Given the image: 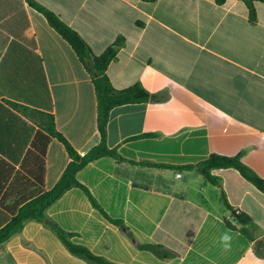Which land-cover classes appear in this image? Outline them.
I'll return each instance as SVG.
<instances>
[{"label": "crops", "instance_id": "crops-1", "mask_svg": "<svg viewBox=\"0 0 264 264\" xmlns=\"http://www.w3.org/2000/svg\"><path fill=\"white\" fill-rule=\"evenodd\" d=\"M32 1L76 32L95 56L121 38L107 78L117 90L140 84L154 97L110 111L109 149L126 161L168 166L240 154L264 179V3H253L252 19L246 0ZM4 100L53 115L57 131L80 155L99 144L91 77L27 0H0V228L23 204L51 190L69 163L62 144L38 133ZM212 175L234 211L249 216L256 229L232 219L219 200L220 188L197 171L111 157L90 162L76 179L132 238L76 188L46 213L74 234V243L114 264L264 261L254 251L264 241V193L234 169ZM225 231L233 237L229 252L219 242ZM145 244L175 256L160 260L138 248ZM0 264L87 263L48 228L30 221L0 246Z\"/></svg>", "mask_w": 264, "mask_h": 264}, {"label": "trees", "instance_id": "trees-1", "mask_svg": "<svg viewBox=\"0 0 264 264\" xmlns=\"http://www.w3.org/2000/svg\"><path fill=\"white\" fill-rule=\"evenodd\" d=\"M223 1L224 0H217L218 3H222ZM255 1L264 3V0H246V5L248 6L252 19L254 15L253 3ZM27 3L31 9L41 14L48 25L72 48L78 60L86 72L90 75L96 98L97 128L100 141L99 144L91 148L88 153L80 155L64 138V136L57 131L53 115L19 103L4 100V103L8 107L32 122L37 127L38 133H44L48 137L53 138L62 144L68 155L69 163L58 182L51 190L43 192L23 204L11 217L10 221L0 228V246L4 245L12 237L21 233L27 222L34 221L48 228L72 256L86 262L87 264H114L103 257L93 254L85 246L74 243L72 241L74 234L65 232L55 221L50 219L46 213L47 210L64 195V193L72 188H76L84 193L92 208H94L102 217H104L109 223L117 226L122 232L126 233L129 238H132V234L125 224L120 220H113L109 218L103 208L91 195L89 190L76 179L77 173L90 162L104 157H111L119 163L126 162L132 165L197 171L210 184L220 188L219 200L224 208L229 212L234 211V209L227 202L225 194L221 190L220 179L212 175L213 170L234 169L244 180L251 183L260 192L264 193V179L259 177L242 161L240 154L235 156L210 154L207 159L195 165L168 166L148 163L138 164L126 161L119 156L116 149H109L106 146V125L110 111L115 107L129 104L147 103L154 100V97L151 96L140 84L132 85L124 90H117L111 85L109 79L107 78L105 74L106 69L116 58L118 49L122 45V39H117L100 56H95L78 34L59 20L52 12L32 0H27ZM148 136L150 135H144L141 137ZM230 217L241 227L251 226L256 229V226L252 223L249 216L243 212L237 211L236 217ZM226 225L228 228L236 230V227L230 225L228 222H226ZM138 248L152 253L160 260L171 259L175 256L172 252L161 245L145 244L138 245ZM254 251L256 254L264 256L263 240L256 243Z\"/></svg>", "mask_w": 264, "mask_h": 264}, {"label": "clouds", "instance_id": "clouds-1", "mask_svg": "<svg viewBox=\"0 0 264 264\" xmlns=\"http://www.w3.org/2000/svg\"><path fill=\"white\" fill-rule=\"evenodd\" d=\"M233 240L230 231H225L219 237L220 245L224 252H229L231 250V242ZM258 264H264V261H258Z\"/></svg>", "mask_w": 264, "mask_h": 264}, {"label": "water", "instance_id": "water-1", "mask_svg": "<svg viewBox=\"0 0 264 264\" xmlns=\"http://www.w3.org/2000/svg\"><path fill=\"white\" fill-rule=\"evenodd\" d=\"M231 215L236 217V212L235 211H232L231 212Z\"/></svg>", "mask_w": 264, "mask_h": 264}, {"label": "built area", "instance_id": "built-area-1", "mask_svg": "<svg viewBox=\"0 0 264 264\" xmlns=\"http://www.w3.org/2000/svg\"><path fill=\"white\" fill-rule=\"evenodd\" d=\"M180 175H177V177H179Z\"/></svg>", "mask_w": 264, "mask_h": 264}]
</instances>
